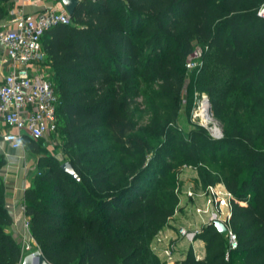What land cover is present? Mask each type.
Wrapping results in <instances>:
<instances>
[{
	"label": "trees",
	"instance_id": "1",
	"mask_svg": "<svg viewBox=\"0 0 264 264\" xmlns=\"http://www.w3.org/2000/svg\"><path fill=\"white\" fill-rule=\"evenodd\" d=\"M9 2L0 0V19ZM263 4L80 0L71 24L45 31V62L59 97L58 130L80 177L49 154L25 190L29 229L49 262L166 264L151 243L178 208L179 165L193 164L204 187L222 183L231 193L229 227L237 245L208 224L196 236L205 241V257L198 259L190 248L175 264H264ZM200 53L204 64L187 82V108L193 109L198 88L207 92L224 135L214 137L197 125L184 136L169 127L175 111L163 123L154 117L148 126L138 125L130 104L139 82L157 83L168 101L181 92L188 61ZM102 128L112 145L101 148L109 155L93 165L95 130ZM153 136L163 140L151 145ZM39 142L24 140L36 153ZM6 163L0 151V264H22L21 244L8 230L13 219L6 207Z\"/></svg>",
	"mask_w": 264,
	"mask_h": 264
},
{
	"label": "built area",
	"instance_id": "2",
	"mask_svg": "<svg viewBox=\"0 0 264 264\" xmlns=\"http://www.w3.org/2000/svg\"><path fill=\"white\" fill-rule=\"evenodd\" d=\"M258 13L264 17V4ZM60 23H72L68 10L65 7H48L35 14L19 16L12 27L0 28V44L4 46L12 63L17 66L0 83V119L10 127L1 138L14 149L22 148L25 138L39 141L49 135L58 137L60 134L57 117L59 97L50 78L51 74L44 65L46 51L42 42L45 31ZM191 65V62L187 64L188 67ZM210 189H214V186L207 188ZM228 194V198H225L216 193L219 211L211 214L208 224H214L217 220L224 222L227 226L226 233L234 248L237 245V237L229 227L232 195L230 192ZM188 195L193 196V193L188 192ZM225 206L230 209L223 217L222 207ZM26 227L30 230L28 220ZM179 232L192 241L200 233V229L188 231L181 227ZM155 238L161 242L166 237L159 232ZM162 251L166 264L176 263L175 244L172 241L168 240Z\"/></svg>",
	"mask_w": 264,
	"mask_h": 264
},
{
	"label": "rangeland",
	"instance_id": "3",
	"mask_svg": "<svg viewBox=\"0 0 264 264\" xmlns=\"http://www.w3.org/2000/svg\"><path fill=\"white\" fill-rule=\"evenodd\" d=\"M200 52L202 50L200 49ZM191 62L192 65L188 67V74L184 77V85L181 90V92L174 96L172 99H169L168 101L162 100V93L157 83L155 82H145L140 81L139 82V94L137 96L131 97V104H130V114L133 120L141 126H148L151 122V119L154 117H157L159 122H165L168 118V114L170 112L175 111L174 114V121L173 123L169 124V127L171 129H178L180 132L187 136L188 133L195 128L197 125H203L205 126L209 132L214 137H222L224 135V123L222 120L217 118L214 115V112L211 107V111L214 117V123L207 124L212 126L213 128L216 126L220 129L221 135L217 136L213 134L212 130L206 126V123L203 122V120L197 115V109L199 104V99L203 96H206L210 100V96L207 92L202 91L201 88L197 89L196 92V102L193 107V109L189 112L187 108V82L192 74V72L197 69V67H201L204 64V59L201 56V53L196 55L195 57L191 58L188 63ZM203 95V96H202ZM230 100L233 104H236L239 100V97L236 93L232 94L230 96ZM211 102V101H210ZM196 112V113H195ZM205 124V125H204ZM157 132V131H156ZM96 133V139H97V155L93 156V165H96V163L100 162L104 156H108L109 154L104 153L101 154V151H103L101 148H109L112 145L111 141V135L110 133L105 129H97L95 130ZM151 145L156 144L157 142H161L163 140L162 137H156L153 136V139H149ZM40 152L36 153L30 150L29 147L25 149V152H22L23 158H21V155H16L14 159H22L28 164V170L29 175L31 176L32 180H34L35 176L39 174L40 171L44 170L46 168V165L43 161V158L45 155L53 154L56 158H58L60 161H69L70 156L68 154L67 145H66V139L64 136L60 135L57 137L56 135H49L48 138L40 140L39 142ZM46 147H48L46 149ZM125 163H132L134 160L132 159H126L124 160ZM175 162V161H174ZM189 184V188H185V184ZM222 183H218L214 186V189L207 190L209 186L204 187L202 180L199 175V170L196 165L193 164H182L179 165V172H178V188L176 189V192L178 194V197L184 193L188 200V203H195V200L199 198L198 196H203L204 200L208 202V200H211L213 207L216 209V211H219V205L217 200V195L222 196L225 198H228V190L226 187L221 185ZM216 191V192H215ZM188 192H192L193 196H189ZM231 198V197H230ZM180 200V197H179ZM231 200V199H230ZM179 207V204H178ZM178 209V208H177ZM198 210H203V208L197 206ZM229 206H225L224 211L229 210ZM197 214L201 216V214H204L203 211H198ZM202 212V213H201ZM209 217L211 216L213 212L209 210L208 212H205ZM177 214V225L176 227L180 226V223H178L179 219L181 221L182 214H179L176 210L175 214ZM173 215V216H174ZM222 216L223 212H222ZM209 220V218H208ZM199 222H193L194 224H187L185 227L188 231L193 230H199L203 228V224ZM179 227L178 229H180ZM15 237L18 239V241L21 244L22 252L24 256L36 249H39V245L36 242L35 238L31 234V232L27 229L26 226H23L21 228L20 232H17L15 234ZM153 243V241H152ZM151 243V245H152ZM155 252V251H154ZM155 254L159 257L161 261L165 260V255L163 257H160L157 252ZM164 254V253H163ZM165 262V261H164Z\"/></svg>",
	"mask_w": 264,
	"mask_h": 264
},
{
	"label": "crops",
	"instance_id": "4",
	"mask_svg": "<svg viewBox=\"0 0 264 264\" xmlns=\"http://www.w3.org/2000/svg\"><path fill=\"white\" fill-rule=\"evenodd\" d=\"M9 12L8 15L0 19V28L12 27L14 26V21L16 18L22 15L35 14L37 12L43 11L48 7L64 8L62 0H9ZM45 67L51 74V67L44 62ZM15 66L9 59L4 46L0 44V83L3 82L5 76L14 68ZM10 127L0 119V151L5 155L7 163L2 170V174L5 181L6 187V207L12 215L13 222L9 226L8 230L14 235L21 231L23 226H26L27 217L23 208V200L25 190L33 186V180L29 175L28 164L22 159H14L16 155H21L25 152L28 147L25 143L22 148L14 149L9 144L2 141L1 135L8 131ZM222 185V184H221ZM223 186V185H222ZM185 188H189V184H185ZM179 200V207L177 212L182 214L181 221L179 219L178 223L180 226L176 227L177 214L174 215L168 222V224L160 231V235L166 238L159 242L156 238L153 239L152 249L157 252L160 257H163L162 249L166 246L168 240L175 244V257L178 260L184 259L190 248H193L195 256L198 259H202L206 255V244L203 239L195 238L194 240H189L187 237L183 236L179 232V227H185L187 224H194L193 222H199L205 226L208 225L209 214L205 212L211 210L215 212L216 209L213 207L211 200L206 202L203 196H198L195 203H188L187 196L182 193ZM203 208V210H198L197 206ZM223 217L229 212V210L224 211ZM198 211H203L204 214L199 216ZM202 213V212H201ZM211 215V214H210ZM30 231V230H29ZM176 261V262H177Z\"/></svg>",
	"mask_w": 264,
	"mask_h": 264
},
{
	"label": "water",
	"instance_id": "5",
	"mask_svg": "<svg viewBox=\"0 0 264 264\" xmlns=\"http://www.w3.org/2000/svg\"><path fill=\"white\" fill-rule=\"evenodd\" d=\"M80 0H62V3L64 4L65 8L68 10L70 15H73L77 5L79 4ZM210 107H211V103L210 100L207 98ZM205 125V124H204ZM206 126L209 127V125L206 124ZM213 134L220 136L221 135V131L220 129L216 126L215 123V127L213 128L212 126L209 127ZM62 168L68 172L69 174H71L74 178L79 179V175L76 172L75 168L73 167V165L69 162V161H65L62 163ZM214 225L218 228V230L220 232H226L227 230V226L224 222L222 221H215ZM22 264H52L51 262L48 261V259L45 257L44 253L42 252V250L36 249L34 251H31L29 253H27L22 261Z\"/></svg>",
	"mask_w": 264,
	"mask_h": 264
},
{
	"label": "bare ground",
	"instance_id": "6",
	"mask_svg": "<svg viewBox=\"0 0 264 264\" xmlns=\"http://www.w3.org/2000/svg\"><path fill=\"white\" fill-rule=\"evenodd\" d=\"M203 96V95H202ZM196 113V112H195ZM197 115L203 120L206 124L214 123V117L211 111L210 104L206 96H203L199 99Z\"/></svg>",
	"mask_w": 264,
	"mask_h": 264
}]
</instances>
